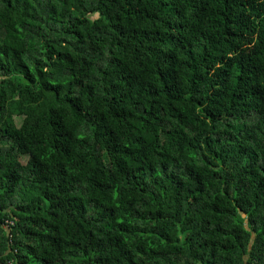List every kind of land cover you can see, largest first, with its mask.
<instances>
[{
	"label": "trees",
	"instance_id": "16d2710c",
	"mask_svg": "<svg viewBox=\"0 0 264 264\" xmlns=\"http://www.w3.org/2000/svg\"><path fill=\"white\" fill-rule=\"evenodd\" d=\"M0 264H264V0H0Z\"/></svg>",
	"mask_w": 264,
	"mask_h": 264
},
{
	"label": "rangeland",
	"instance_id": "374dc122",
	"mask_svg": "<svg viewBox=\"0 0 264 264\" xmlns=\"http://www.w3.org/2000/svg\"><path fill=\"white\" fill-rule=\"evenodd\" d=\"M19 122H20V121L18 120V123H17V124H19Z\"/></svg>",
	"mask_w": 264,
	"mask_h": 264
}]
</instances>
